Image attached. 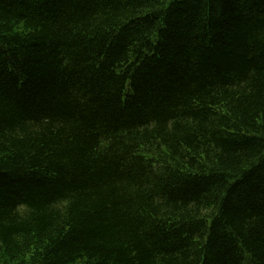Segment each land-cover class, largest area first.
<instances>
[{
  "label": "trees",
  "instance_id": "obj_1",
  "mask_svg": "<svg viewBox=\"0 0 264 264\" xmlns=\"http://www.w3.org/2000/svg\"><path fill=\"white\" fill-rule=\"evenodd\" d=\"M0 264H264V0H0Z\"/></svg>",
  "mask_w": 264,
  "mask_h": 264
}]
</instances>
